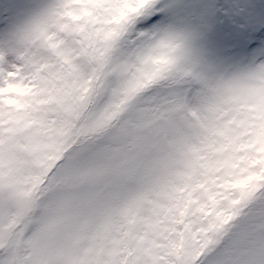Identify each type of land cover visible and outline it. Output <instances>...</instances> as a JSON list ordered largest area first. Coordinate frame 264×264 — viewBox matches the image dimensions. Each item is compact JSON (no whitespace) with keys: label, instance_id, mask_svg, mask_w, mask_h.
<instances>
[{"label":"snow or ice","instance_id":"1","mask_svg":"<svg viewBox=\"0 0 264 264\" xmlns=\"http://www.w3.org/2000/svg\"><path fill=\"white\" fill-rule=\"evenodd\" d=\"M0 264H264V0H0Z\"/></svg>","mask_w":264,"mask_h":264}]
</instances>
